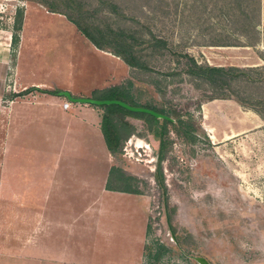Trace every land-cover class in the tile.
<instances>
[{"label": "rangeland", "instance_id": "1", "mask_svg": "<svg viewBox=\"0 0 264 264\" xmlns=\"http://www.w3.org/2000/svg\"><path fill=\"white\" fill-rule=\"evenodd\" d=\"M41 2L73 16L78 9L83 13L96 5L95 0H0L2 53L8 49L9 59L15 58L17 45L11 44V32L18 13L22 27L29 10L26 29L37 31L36 44L24 43L22 51L38 49L31 65L38 77H47V60H64L61 48L64 42L74 40L72 27L44 15L38 9L45 8ZM128 2L133 3L140 23L167 42L159 47L145 42V35L143 41L136 40L137 46L132 48L148 69L130 71V84L124 86L130 101L183 121L190 116L196 120L192 138L174 135L168 129L169 144L159 164L160 176L156 172L157 143L144 123L132 119L131 138L121 132L113 166L132 178L129 185L145 206L142 264H197L196 257L209 264H264V32L263 36L258 33L259 40L252 47L208 46L215 35L227 41L234 38L228 31L233 27L227 14L248 15L254 4L236 8L223 0L215 4L208 0ZM108 22L113 28L120 26ZM251 24L237 26L249 28ZM180 54L214 67L254 68L250 96L260 105L250 108L232 97L211 100L206 88L197 89L181 72ZM9 67L8 76L13 71L11 64ZM56 73L49 77L59 79L62 72ZM4 74L0 91L7 93L13 84ZM133 138L141 144H134Z\"/></svg>", "mask_w": 264, "mask_h": 264}, {"label": "crops", "instance_id": "2", "mask_svg": "<svg viewBox=\"0 0 264 264\" xmlns=\"http://www.w3.org/2000/svg\"><path fill=\"white\" fill-rule=\"evenodd\" d=\"M256 1L248 15L227 14L228 31L263 36L264 0ZM38 9L71 26L74 41L64 42V60H47L52 76L62 72L56 80L35 74L38 49L22 51L24 43L36 44L37 31L26 29L29 10L15 58L0 49V79L5 71L13 84L0 91V264H142L145 206L136 194L105 189L114 156L99 130L103 110L49 93L92 98L94 91L124 87L131 69L97 50L64 16ZM244 22L253 24L237 26Z\"/></svg>", "mask_w": 264, "mask_h": 264}, {"label": "trees", "instance_id": "3", "mask_svg": "<svg viewBox=\"0 0 264 264\" xmlns=\"http://www.w3.org/2000/svg\"><path fill=\"white\" fill-rule=\"evenodd\" d=\"M208 1L215 4V2H219L220 0ZM223 1L236 8L242 5L247 6L248 4H254L255 6L258 4L255 0ZM40 4L45 7L47 12L64 16L66 21L71 23L97 50L110 53L119 58L132 71H143L148 69L145 62L141 60V57L132 48L133 46H137V44H135L136 40L143 41L142 37L145 35V42L156 43L159 47H165L167 44L165 40L155 37L140 23V18L134 11L135 8L133 7V3H129L128 0L119 2L117 0H95L96 8L91 10L87 9V12L83 13L78 9V14L74 16L57 11L56 8H53L51 5L42 2ZM126 10L129 12H126ZM18 14V20L14 24L11 32L12 46L17 45V35L21 28V15L20 13ZM109 20H111L112 24H119L120 26H115L117 28H113L108 22ZM233 33L235 37L228 41L224 38H220L219 35L211 37L208 46L252 47L259 40V34L256 32ZM179 58L182 60L179 62L182 67L181 72L197 89L206 88L210 93L209 98L211 100L229 99V97H232L239 104L246 105L250 108L260 105L258 102L252 100L250 96V87L255 81L251 79L250 74L255 71L254 68L214 67L204 63L199 64L187 54H180ZM125 84L130 83L126 82ZM123 88L124 87L118 86L111 87L102 92L94 91L92 98L97 100H117L129 106L147 108L170 118L172 121L157 120L149 115L141 113H131L115 105L101 106L100 108L103 110V113L99 121V130L103 137L105 147L111 156L118 154L122 140L121 132L126 133L125 138L132 134V126L127 123L125 119L142 121L146 127L147 133H149L157 143L156 172L160 176L159 164L169 144L168 129H170L174 135L192 138L193 123H196V120L190 116L186 121H183L180 120V117L173 118L163 110L135 105L130 101L129 96ZM49 93L55 95L57 91ZM261 118L264 119V116L261 115ZM185 126H187V128ZM180 129L183 130L182 133ZM130 180H132L130 176H126L119 169L112 167L109 171L105 189L107 191L137 194L129 185Z\"/></svg>", "mask_w": 264, "mask_h": 264}, {"label": "water", "instance_id": "4", "mask_svg": "<svg viewBox=\"0 0 264 264\" xmlns=\"http://www.w3.org/2000/svg\"><path fill=\"white\" fill-rule=\"evenodd\" d=\"M56 95L57 97H61L65 99L68 103H71V104H85V105H91V106H96V107L115 105L131 113H141V114L149 115L157 120L172 121L170 118L164 115L158 114L156 112H153L150 109L143 108V107L129 106L117 100H97L93 98H75V97H71L69 93L64 92V91L57 92ZM193 260L197 264H209L205 259L200 258V257L193 258Z\"/></svg>", "mask_w": 264, "mask_h": 264}, {"label": "built area", "instance_id": "5", "mask_svg": "<svg viewBox=\"0 0 264 264\" xmlns=\"http://www.w3.org/2000/svg\"><path fill=\"white\" fill-rule=\"evenodd\" d=\"M67 106H68V103H64L63 105H62V108L64 109V108H67Z\"/></svg>", "mask_w": 264, "mask_h": 264}]
</instances>
